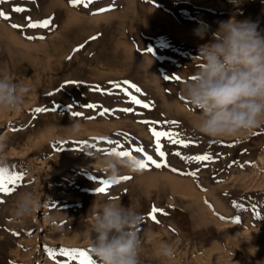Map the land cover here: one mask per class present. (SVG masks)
Listing matches in <instances>:
<instances>
[{
  "label": "rangeland",
  "instance_id": "obj_1",
  "mask_svg": "<svg viewBox=\"0 0 264 264\" xmlns=\"http://www.w3.org/2000/svg\"><path fill=\"white\" fill-rule=\"evenodd\" d=\"M14 7L27 11L16 13ZM101 8L111 11L93 14ZM0 10L10 17H0V72L16 73L18 80L29 68L30 77L22 78L32 87L22 112H1L0 117L4 164L25 173L14 193L0 194V264H67L66 257L50 258L44 246L87 251L90 210L95 202L109 199L132 204L144 217L140 264H264V125L239 138H210L194 130L199 110L180 98L183 83L199 67L198 47L210 39V35L198 39L194 30L209 26L214 32L220 21L233 16L259 20L264 29V0H245L239 7L233 0H94L87 8L74 7L70 0H6ZM28 17L33 22L52 18L53 24L47 29L28 28ZM13 23L22 27L13 28ZM93 36L98 38L92 40ZM80 45L84 47L74 52ZM148 49L152 52L145 54ZM48 61L47 76L43 69ZM175 76L180 81L165 79ZM125 80L143 94L130 89L133 95L154 107L131 104L110 83ZM66 81L82 83L66 85ZM94 85L112 94L93 91L89 86ZM88 104L135 111L101 116V107L92 110ZM37 107L53 111L35 113ZM74 111L83 115L75 117ZM140 120L159 121L154 125L158 130L163 126L178 131L194 143L182 148L162 140L169 167L150 165L138 173L122 170V176L132 179L98 194L97 181L107 179L101 168L107 155L96 148L114 147L104 140L119 139L129 150L143 145L161 162L149 125ZM172 120L180 127L165 123ZM77 123L80 131L72 135L69 127ZM84 141L96 148L86 147ZM175 151L182 156L211 152L215 161L207 167L188 164L172 154ZM133 155L144 158L142 153ZM197 168L195 178L181 174ZM23 191L34 192L39 207L18 220L13 202ZM233 201L246 210L234 208ZM153 207L163 210L156 213L158 223L151 218ZM237 216L240 223H232ZM163 243L172 245V258L162 255Z\"/></svg>",
  "mask_w": 264,
  "mask_h": 264
},
{
  "label": "clouds",
  "instance_id": "obj_2",
  "mask_svg": "<svg viewBox=\"0 0 264 264\" xmlns=\"http://www.w3.org/2000/svg\"><path fill=\"white\" fill-rule=\"evenodd\" d=\"M239 7L245 0H233ZM194 35L207 43L198 47L199 67L186 79L181 96L194 110H199L193 123L196 132L210 138L236 137L264 125V29L259 20H238L235 16L220 21L213 32L209 26L194 30ZM32 87L18 81L8 72H0V112L20 113ZM72 135L80 131L73 124ZM106 156L101 168L114 185L128 173L140 172L137 160ZM4 165L0 144V166ZM39 207L32 191L19 193L13 202L14 217L30 216ZM87 247L97 264H140L143 239V215L130 204L109 199L90 210ZM162 255L174 256L172 245H161Z\"/></svg>",
  "mask_w": 264,
  "mask_h": 264
},
{
  "label": "snow or ice",
  "instance_id": "obj_3",
  "mask_svg": "<svg viewBox=\"0 0 264 264\" xmlns=\"http://www.w3.org/2000/svg\"><path fill=\"white\" fill-rule=\"evenodd\" d=\"M5 2H6V0H0V4H3ZM70 2L74 7L79 6V5H83L85 8H87L90 4H92L94 2V0H70ZM12 11L16 12V13H21V12L27 11V9H25L23 7H14L12 9ZM108 11H111V9L110 8H101V9H99L98 12H95L93 14L97 15V14L108 12ZM0 17H2L5 20L10 19L9 15H7L2 10H0ZM27 20H28L27 27L32 28V29H36V28L47 29V28H49L50 25L53 24L52 18L33 22L31 17H28ZM11 27L21 28L22 26L13 23V24H11ZM27 38L30 40H32V39H41V40L44 39L43 36H39V37L29 36ZM97 38L98 37H96V36L91 37L92 40H95ZM83 47H84V45H80L79 47L74 49V52H79L80 49ZM150 52H152V50L148 49V52L145 54H148ZM69 59H71V57H69ZM165 79L180 81L179 76L165 77ZM65 83H66V85L79 86L82 82L81 81H66ZM110 83H111L113 89H119L120 91L124 92L125 95L128 97L131 104L138 105L143 109H150V108L154 107V105L151 102H145L143 99L138 98L136 95L132 94L130 89H133L135 91V93H140L141 95H143L141 92V89L136 84H134L130 81H127V80L120 81V82H110ZM122 85L126 86V87H122ZM89 87L92 88L93 91L101 92L102 94H108V95L112 94L111 91L105 92V90L102 89L99 85H94V86H89ZM49 95H52V94L50 93ZM180 98L182 100H184V98L182 96ZM86 107L89 109H92V110H96L98 107L102 108V106H98L96 104H88ZM49 111H53V109L51 107L50 108L37 107L35 109V113H45V112H49ZM115 111H121L124 113H129V112H134L135 109L132 107L121 108L118 110L102 108L100 115L103 116L106 113L115 112ZM137 114H140V113H137ZM73 115L75 117H80L83 114L79 111H74ZM138 122L149 125L150 132L155 139V154L160 158L161 162H158L156 159H154L153 155L148 154V152L146 151V149L143 145L134 147L131 150H129L127 147H125V145L119 139H106L103 141L104 143H107L109 145H114V147H112L110 149L109 148H96V145H94V144L89 145V144H87L86 141H84L82 143L86 147L96 148L97 152L103 153L104 155H107V156H113L114 155V156L119 157L120 159H125V158L135 159L136 156L133 155V152L142 153L144 158H142V159L139 158L136 161L138 166H139L140 171L149 170L150 165L154 166L157 169L162 168V167H169L168 162H167V156L169 155V153L166 150H164L165 144L162 143V140L167 141V143H169V144L179 145L182 148H188L191 143H194V141H192L190 138H187V139L183 138L181 133L178 131L164 130L163 126L161 127L160 130H158L154 125L159 124L160 123L159 121L140 120ZM165 123L167 125H171L172 128H179L180 127V122H178L176 120L166 121ZM120 135H123V134H121V133L117 134V136H120ZM94 139H102V138H94ZM232 146H234V145H228V147H232ZM121 149H123V150H121ZM172 154L180 157L182 160L185 161V163H188V164L196 163L197 165L203 164L205 167H207L208 163L215 161V157L213 156V154L211 152H205L204 154H201V155H184V156H182L180 151H175ZM171 170L173 172L178 171L175 168H172ZM199 170L200 169L197 168L194 171H190L187 173H181V174L190 175V176L195 178V177H197V173L199 172ZM24 177H25V173L16 171L14 167L10 168L6 164H4L3 166H0V194L10 195V194L14 193L17 190V188L22 186L21 182L24 180ZM130 179H132L131 176L123 175L119 178L117 183H119L121 181H128ZM218 182H222V181H218ZM97 183L100 185L99 187L96 188V191L98 194H107L112 187V183L106 178L99 179L97 181ZM0 203H3L2 199H0ZM232 205L234 208H240V209L246 210L243 204H238L236 201H233ZM209 206L211 207V205H209ZM255 207L256 206L253 205L254 209H255ZM157 212L162 213L163 210L153 207L151 218L155 222L158 223L159 221L156 220V213ZM163 214H166V213H163ZM255 214L257 215L258 218H260L259 212H256ZM220 219L226 220L227 218L221 216ZM231 222L232 223H240V217L239 216L235 217ZM14 234L19 235L18 233H14ZM28 235L31 236V235H33V233L28 232ZM44 247H45V250L47 251L49 257L52 258L53 260H56L57 256H61V257L67 258V264H73V262H77V264H97V261L95 259H93V257L89 254L92 251L91 249H88L87 251L82 250V249H78V248H76V249L59 248L58 250H54V249L48 248L46 245ZM57 264H59V261H57Z\"/></svg>",
  "mask_w": 264,
  "mask_h": 264
},
{
  "label": "bare ground",
  "instance_id": "obj_4",
  "mask_svg": "<svg viewBox=\"0 0 264 264\" xmlns=\"http://www.w3.org/2000/svg\"><path fill=\"white\" fill-rule=\"evenodd\" d=\"M5 29H6V28H5ZM10 37H12V36H10ZM7 39H8V38H7ZM15 40H16V39H15ZM18 42H19V41H18ZM21 43H22V42H21ZM21 43H20V44H21ZM18 45H19V44H18ZM21 45H22V44H21ZM24 46H25V45H24ZM24 46H23V47H24ZM25 48H26V47H25ZM25 48H24V49H25ZM2 49H3V48H2ZM18 50H19V49H18ZM20 50H21V49H20ZM0 51H1V50H0ZM2 51H3V50H2ZM4 51H5V50H4ZM30 51H31V50H30ZM5 52H6V51H5ZM16 52H17V51H16ZM19 52H20V51H19ZM0 53H1V52H0ZM1 54H2V53H1ZM4 54H6V53H4ZM32 54H33V53H32ZM32 54H31V55H32ZM10 55H11V54H10ZM24 55H25V54H24ZM24 55H23V56H24ZM61 55H62V54H61ZM63 55H64V54H63ZM17 56H18V54H17ZM19 56H20V55H19ZM25 56H26V55H25ZM27 56H28V55H27ZM64 56H65V55H64ZM1 57H2V56H1ZM3 57H4V56H3ZM6 57H7V56H6ZM46 57H47V56H46ZM57 57H58V56H57ZM60 57H62V56H60ZM9 58H10V57H9ZM21 58H23V57H21ZM31 58H32V57H31ZM47 58H48V57H47ZM47 58H46V59H47ZM6 59H7V58H6ZM25 59H26V58H25ZM48 59H49V58H48ZM61 59H62V58H61ZM9 60H10V59H9ZM11 60H12V59H11ZM26 60H27V59H26ZM29 60H30V59H29ZM31 60H32V59H31ZM64 60H65V59H64ZM64 60H63V61H64ZM2 61H3V60H2ZM49 61H50V60H49ZM49 61L46 63V66H45L44 69H43V75L46 74V75L48 76V74L51 72V68H50V67L47 68L48 66H50V62H49ZM61 61H62V60H61ZM63 61H62V62H63ZM9 62H10V61H9ZM20 62H21V61H20ZM22 62H23V61H22ZM27 62H29V61H27ZM64 62H65V61H64ZM64 62H63V63H64ZM0 63H1V61H0ZM1 64H2V63H1ZM16 64H18V63H16ZM22 64H24V63H22ZM27 64H28V63H27ZM27 64L25 63V65H27ZM29 64H30V62H29ZM29 64H28V65H29ZM106 65H107V64H106ZM111 65H112V64H111ZM1 66H2V65H1ZM1 66H0V68H1ZM10 66H11V65H10ZM13 66H14V65H13ZM30 66H31V65H30ZM33 66H34V65H33ZM34 67H35V66H34ZM23 68H24V67H23ZM23 68H22V69H23ZM5 69H6V68H5ZM5 69H3V70H5ZM14 69H15V68H14ZM19 69H20V68H19ZM26 69H27V68H26ZM15 70H16V69H15ZM29 70H30V69L28 68V71H29ZM1 71H2V69H1ZM11 71H13V67H12ZM21 71H23V70H21ZM28 71L25 70L24 72H20V70H19V72H20V76H19L18 80H19V81H25V79L22 78L23 76H29V77H30V74H29ZM30 71H31V70H30ZM12 73H13V72H12ZM12 73H11V74H12ZM15 74H16V73H14L13 75H15ZM17 75H18V74H17ZM22 75H23V76H22ZM41 76H42V75H41ZM41 76H40V77H41ZM26 78H28V77H26ZM41 78H42V77H41ZM44 78H45V77H44ZM45 79H47V78H45ZM40 80H41V79H40ZM28 81H29V80H28ZM38 81H39V80H38ZM51 81H52V80H51ZM51 81H50V83H51ZM44 82H46V81H44ZM54 82H55V81H54ZM47 87H48V86H47ZM46 91H47V90H46ZM0 117H1V112H0ZM86 128H87V127H86Z\"/></svg>",
  "mask_w": 264,
  "mask_h": 264
}]
</instances>
